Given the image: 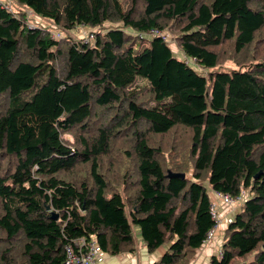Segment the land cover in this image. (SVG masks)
<instances>
[{"label": "trees", "instance_id": "obj_1", "mask_svg": "<svg viewBox=\"0 0 264 264\" xmlns=\"http://www.w3.org/2000/svg\"><path fill=\"white\" fill-rule=\"evenodd\" d=\"M15 1L68 30L123 26L57 39L0 3V264H63L89 235L118 254L136 229L150 251L168 245L157 264H189L215 226L206 184L252 190L210 264H264V0ZM153 28L177 31L185 58L157 36L136 49L127 30ZM227 42L253 61L209 77L188 62L219 65ZM180 126L186 142L167 141ZM77 129L82 149L64 138ZM118 137L120 185L104 172Z\"/></svg>", "mask_w": 264, "mask_h": 264}, {"label": "rangeland", "instance_id": "obj_2", "mask_svg": "<svg viewBox=\"0 0 264 264\" xmlns=\"http://www.w3.org/2000/svg\"><path fill=\"white\" fill-rule=\"evenodd\" d=\"M1 1L7 2V0H1ZM12 10H19L23 14V17L25 18V20L27 21L28 24L37 25V26L39 25V26L46 28L47 30H49L51 32V35L57 39L67 37V38H71V39L77 40V41H80V40L92 41V43H93L94 42L93 38H94L95 34L104 33L105 31H107V29L109 27L119 26V25L123 26L122 23H118V22H106L103 26L91 27V26H86V25H80V26L74 27L73 29L68 30L67 28L63 27L62 25L60 26L59 24H56V23H54L48 19H44L41 16L35 15L30 10H28L25 7L17 4L15 0H14V4L12 6ZM127 32L128 33H135V30L129 29V30H127ZM164 32L167 34V41L170 43L174 52L180 58L184 59L185 55L183 54V51L181 49H179L177 42H176L177 39H176L175 35L177 34V31H173V30H170L169 28H166V29H164ZM141 41H142V39H138L135 42V48L136 49H139L143 45V42H141ZM253 48H254L253 46L249 47L248 49H246L244 51L243 54L242 53L238 54L234 50L233 44L231 42H227L226 44H224L218 48V50L221 51V53L223 52L222 53V61L219 65H217L215 67H211V68H205V67L198 65L194 61H191L190 64L192 66H194L196 68V70L201 75L209 77L208 74L210 71H221V70L230 71L232 69H236V68L240 67L242 64L250 63V61H253V50H254ZM241 62H242V64H240ZM46 76H47V74H44L42 77H38L36 85H34L31 89L24 92L21 95V99L23 101L31 100L33 98L34 94L38 91V88H39V85L41 84V82L46 79ZM3 100H5V99L0 96V102H2ZM185 132H186L185 127H182V126L177 127L168 134V136L166 137V140L170 141L172 143H175V144H177L180 139H183L184 142H186V140H185L186 133ZM86 135L87 134H85V132L77 129L73 132V135L68 134V133L64 134V138L66 140L72 142V145L75 148L82 149L81 137L86 136ZM75 137H77V141H76ZM152 141L156 143V140L154 138ZM124 142H125L124 138H122V137L117 138V140L115 142V146H114L117 148V156L113 159V161L111 159L112 165H111L110 169L104 170V172L107 171L106 174L108 175V178L116 179L115 183L118 185H120L122 182V180L119 178V176L125 172V166L128 164V161L126 159V153L123 152V149L124 148H131V146H129L128 143L126 144ZM174 152L175 151H173L172 154L169 156H174V157L176 156L177 158H179L180 154H174ZM102 161H103V159H102ZM87 167H88V164L81 163L75 170L85 169ZM206 186H207L208 191L211 195V200H213L214 199L213 190L211 189L209 184H206ZM244 190L247 192V196H250L252 194L251 189H244ZM247 198L248 197L237 200L235 207L237 206L238 208L236 207L235 213L241 209V207L243 206V204ZM235 213H234V215H235ZM224 224L226 225L225 222H224ZM223 227H225V226H221L217 230V236L219 238L215 239V241L213 242V243H215V245H211L214 248V250L217 252V254H215V255H218V256L221 255L222 245H223L224 237H225L226 228H223ZM222 228L225 230H223ZM135 234H136V238L134 241V245L136 247V245H138V242H137L138 236L141 237V234H140V231L137 229L135 231ZM213 239L214 238H211L209 241L205 240L204 244H208V243L212 242ZM218 239H219V242H218ZM202 248H203V246L200 247L199 249H197L193 253L189 264H206L208 261H209L208 264H210L211 257L213 255L208 257L209 259L207 260L206 263L199 260L200 257L204 255V253L202 252V250H203ZM160 260H161V258H160Z\"/></svg>", "mask_w": 264, "mask_h": 264}, {"label": "built area", "instance_id": "obj_3", "mask_svg": "<svg viewBox=\"0 0 264 264\" xmlns=\"http://www.w3.org/2000/svg\"><path fill=\"white\" fill-rule=\"evenodd\" d=\"M0 3H2L4 8L13 11L12 6L14 4V0H7V2H2L0 0ZM134 34L138 37V39H149L157 36L162 37L167 41V34L164 32V29L153 28L149 31H136ZM190 61L194 60L189 59L188 62ZM213 195L214 199L211 200V212L215 219V226L207 234L206 240L208 241L215 237L217 230L223 222L230 224L234 220V213L232 215H223L220 211V207L222 205L234 207L237 200L248 197L245 190H242L238 196L218 191H213ZM65 250L66 255L63 264H99L104 259L106 254L95 235L82 236L73 239L66 245Z\"/></svg>", "mask_w": 264, "mask_h": 264}, {"label": "crops", "instance_id": "obj_4", "mask_svg": "<svg viewBox=\"0 0 264 264\" xmlns=\"http://www.w3.org/2000/svg\"><path fill=\"white\" fill-rule=\"evenodd\" d=\"M236 207L235 206L232 207L229 205H222L220 207V211L224 215H232L233 213H235ZM221 226H225L223 228H226L228 224L225 225L223 222L220 225V227ZM217 238L219 237L217 236V232H216V235L213 241L208 243L209 245L208 244L203 245L202 252L204 253V255L201 256L199 260L206 263L207 260L209 259L208 258L209 256L217 254V252L211 246V245H215V243L213 242ZM137 242H138V245H136V247L134 245L133 250H126L118 254H110L106 252L104 259L99 264H157L160 261V258H162L166 250L169 248L168 245L166 244V245L160 246L159 248H157L155 251L152 252L148 249L142 237L138 236ZM218 242H219V239H218ZM208 262L206 264H208Z\"/></svg>", "mask_w": 264, "mask_h": 264}, {"label": "water", "instance_id": "obj_5", "mask_svg": "<svg viewBox=\"0 0 264 264\" xmlns=\"http://www.w3.org/2000/svg\"><path fill=\"white\" fill-rule=\"evenodd\" d=\"M48 209H49V208H48ZM58 217H59L58 214L53 215V218H54V219H58Z\"/></svg>", "mask_w": 264, "mask_h": 264}]
</instances>
